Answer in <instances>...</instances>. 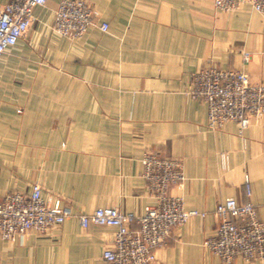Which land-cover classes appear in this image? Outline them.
<instances>
[{
  "label": "crops",
  "instance_id": "obj_1",
  "mask_svg": "<svg viewBox=\"0 0 264 264\" xmlns=\"http://www.w3.org/2000/svg\"><path fill=\"white\" fill-rule=\"evenodd\" d=\"M59 1L34 8L0 59V199L37 183L74 217L47 234L0 238V264H106L115 229H84L77 216L153 205L144 152L178 160L185 179L170 195L206 213L174 228L153 264H224L202 245L216 206L250 202L264 222V117L242 134L230 122L211 130L206 105L187 92L190 76L209 67L264 86V16L249 5L221 13L213 0H84L109 29L71 40L52 30Z\"/></svg>",
  "mask_w": 264,
  "mask_h": 264
},
{
  "label": "built area",
  "instance_id": "obj_2",
  "mask_svg": "<svg viewBox=\"0 0 264 264\" xmlns=\"http://www.w3.org/2000/svg\"><path fill=\"white\" fill-rule=\"evenodd\" d=\"M49 2L10 0L0 7V59L29 29L34 8ZM243 5L264 16V0H213L214 8L221 13H233ZM96 15L84 0H60L54 9L52 30L71 40L83 37L90 27L108 32V23H97ZM244 59L247 61V54ZM187 93L206 105V124L211 130L230 122L242 134L252 119L264 117V86L252 83L242 71L204 68L190 76ZM140 163L153 205L146 206L141 215L105 207L77 216L84 229L90 225L115 229L111 247L102 253L106 264H153L156 251L166 244L174 228L206 216L186 209L180 197L170 195L171 188L181 186L185 179L178 160L144 152ZM246 183L245 195L250 197L247 179ZM213 215L216 229L202 243L208 252L224 264L238 258L245 262L264 261V222L259 220L252 203L228 198L216 206ZM71 217L72 211L59 199L45 201L41 186L34 183L27 194L14 192L0 199V238L14 242L28 231L47 234Z\"/></svg>",
  "mask_w": 264,
  "mask_h": 264
}]
</instances>
